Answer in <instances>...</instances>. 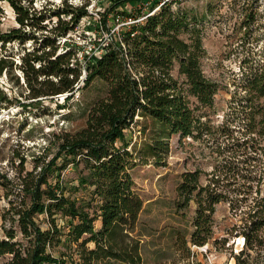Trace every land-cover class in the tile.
Wrapping results in <instances>:
<instances>
[{
	"label": "trees",
	"instance_id": "obj_1",
	"mask_svg": "<svg viewBox=\"0 0 264 264\" xmlns=\"http://www.w3.org/2000/svg\"><path fill=\"white\" fill-rule=\"evenodd\" d=\"M120 2L110 0L104 13L116 10ZM33 3L0 0V25L3 4L9 6L17 25L0 30V77L11 75L16 68L6 44L36 41L28 32H40L38 46L24 53L19 65L28 99L39 103L63 97V107L59 108H65L79 89L81 69L83 87L99 80L106 86V96L86 109L79 128L54 135L59 141L58 155L43 168L41 176L27 172L22 177L21 190L29 205L13 211V216L30 248H21L14 240V230L4 229L0 257L8 259L2 264H143L142 234L137 227L143 201L135 191L131 171L138 162L165 165L172 136L226 140L216 147L218 158L208 183L202 184L200 171L195 170L182 173L175 188L178 211L195 205L192 231L188 240L182 239L183 247L212 242L215 206L226 202L229 209L243 214L241 223L232 226L242 240L233 257L235 264L256 260L264 264V195H260V178L252 174V163H262L256 156L264 155L260 142L264 139V51L259 58L242 59L228 110L215 126L205 110L213 108L219 85L200 67V25L206 15L163 6L142 23L122 31L118 40L110 39L100 56L85 55L79 61L76 47L61 43L89 15L88 1L74 6L63 0L56 10L46 6L36 10ZM53 18V26L48 28ZM13 102L0 88V109ZM134 127L138 128L139 141L126 137ZM58 157L63 160L61 165H55ZM69 164L81 175L78 185L60 186L59 181L51 185L43 177L45 172L59 177ZM3 182L9 181L0 176V186ZM39 215L45 216L49 228L38 226L35 217ZM1 218L5 221V216ZM58 219L63 221L62 227L57 226Z\"/></svg>",
	"mask_w": 264,
	"mask_h": 264
},
{
	"label": "rangeland",
	"instance_id": "obj_2",
	"mask_svg": "<svg viewBox=\"0 0 264 264\" xmlns=\"http://www.w3.org/2000/svg\"><path fill=\"white\" fill-rule=\"evenodd\" d=\"M62 1L34 0L33 6L36 10L44 6L46 9L56 10ZM84 1H88L86 10L89 15L83 17L67 35V40L61 43L76 47L75 57L79 61L85 55H97L98 49L108 40H118L122 31L127 28V25L123 24L125 16L120 15L121 12L134 17L137 15V9H141L139 2L121 0L120 4L115 6L116 10L105 14L104 9L109 6L110 0H67V3L79 6ZM167 8L191 9L198 15H206L200 25L203 49L200 67L207 78L219 85L213 108L205 110L210 123L216 126L222 122L223 115L228 110L231 92L239 82L242 59L259 58L264 51V0H177L168 4ZM54 21L55 18L48 28L53 26ZM16 26L13 12L9 6L3 4L0 30L8 31ZM33 33L28 32L29 35L36 36V41L28 40L23 44L14 41L6 44L5 49L13 55L16 68L11 75L0 77V88L9 98L14 99L11 105L0 109V176L9 181L0 186V236L3 235L4 229H13L14 240L23 249L30 248V243L18 231L13 216V211L29 205V199L24 197L21 190L22 177L27 172L41 176L43 168L50 165L58 155L59 141L54 135L73 132L79 128L86 109L96 100L106 96V86L99 80L92 82L87 88L83 87L84 72L81 69L80 82L76 87L79 89L65 104V108H59L63 107L60 106L64 103L63 97L55 96L53 100L46 99L39 103L32 102L36 99H28V86L24 82L19 65L23 54L38 46L41 34ZM173 74L176 75V69ZM16 78L19 84H16ZM69 111L71 112L68 114ZM137 130L138 128L134 127L128 132L127 139L139 141ZM203 139L180 140L178 136H172L169 139L165 165L138 162L131 171L135 191L143 201L137 226L142 234L140 252L143 264H235L233 257L241 249L242 240L232 230V226L241 223L243 214L229 209L226 202L215 206L212 217V242L190 249L182 244V239L188 240L192 231L195 205L191 203L188 209L177 210L175 188L180 176L182 173L198 170L200 182L208 183L213 178L212 173L218 158L216 147L226 142L223 137L218 136H204ZM260 142L264 144V139ZM256 157L262 158V163H252V174L261 180L262 196L264 155L258 154ZM62 161V158L58 157L55 165H61ZM81 167L80 165L79 169ZM43 177L51 185L56 181L61 182L60 186L78 185L81 179L73 164H69L59 177L57 173L46 172ZM255 184L256 182L253 183ZM42 188H45V185ZM1 215L5 216V221ZM35 221L42 230L49 228L44 215L36 216ZM56 223L58 227L64 225L61 219ZM95 225L98 227L99 223L96 222ZM224 239L225 242H222ZM214 240L216 243L212 245ZM7 259L8 256L0 257V264ZM252 264H259V260Z\"/></svg>",
	"mask_w": 264,
	"mask_h": 264
},
{
	"label": "built area",
	"instance_id": "obj_3",
	"mask_svg": "<svg viewBox=\"0 0 264 264\" xmlns=\"http://www.w3.org/2000/svg\"><path fill=\"white\" fill-rule=\"evenodd\" d=\"M174 1L177 0H142L138 3L140 10V14L134 16V17H125L123 24L127 25V28H129L131 25H136L138 23H142L148 16L155 13L158 9H160L163 6H166L168 4L174 3ZM153 6V7H151ZM151 9V10H150ZM67 39H63L65 41ZM109 42V40H108ZM104 43L99 49L96 56H100L102 49L105 45L108 44Z\"/></svg>",
	"mask_w": 264,
	"mask_h": 264
}]
</instances>
